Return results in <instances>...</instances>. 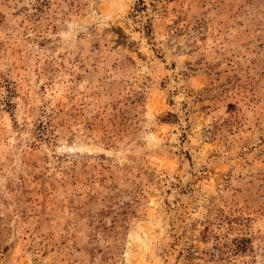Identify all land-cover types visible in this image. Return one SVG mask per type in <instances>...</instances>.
I'll use <instances>...</instances> for the list:
<instances>
[{
	"label": "rangeland",
	"instance_id": "obj_1",
	"mask_svg": "<svg viewBox=\"0 0 264 264\" xmlns=\"http://www.w3.org/2000/svg\"><path fill=\"white\" fill-rule=\"evenodd\" d=\"M0 264H264V0H0Z\"/></svg>",
	"mask_w": 264,
	"mask_h": 264
}]
</instances>
